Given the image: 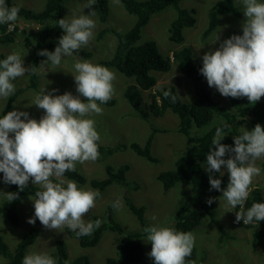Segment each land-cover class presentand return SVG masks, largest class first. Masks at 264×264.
Segmentation results:
<instances>
[{
  "label": "rangeland",
  "instance_id": "obj_1",
  "mask_svg": "<svg viewBox=\"0 0 264 264\" xmlns=\"http://www.w3.org/2000/svg\"><path fill=\"white\" fill-rule=\"evenodd\" d=\"M217 1L179 0L180 8H194L196 11V22L192 26L183 28L184 41L182 43H177L170 38L171 23L177 15L173 6H169L162 12L152 16L150 22L143 28L137 43L140 44L148 39H153L157 42L161 53L164 56L169 55L171 58L174 50L183 45H190L194 62L203 65V54L208 51H215L225 39L232 36L233 30L237 29L243 34L242 24L246 17L243 14L239 0H234L240 14H220L214 27L215 29L209 35H203L209 24V13ZM12 2L18 6L32 8L37 11L42 10L46 5V0H12ZM64 3V18L66 19L70 20L73 13L77 16L94 13L90 17L96 23V27L93 30L94 38L87 46L82 47V49L91 52V55L84 56L73 52L71 56L62 57L61 65L58 68H53L49 63H42L47 60V57L44 56L40 60L38 67L41 75L38 90L28 85L30 83V72L12 81L15 85V91L24 87L25 89L10 103L11 108L9 111H26L29 113V118L37 120L41 109L31 103L36 94H44V89L46 94L51 92L53 95H62L67 91L74 96H78L79 93L76 91L74 76L71 73L74 71V64L77 61L85 60L95 64L98 61L111 59L118 48V36L112 31H107L103 35H100V32L104 28H109L125 33L132 28L137 19L136 15L129 13L125 9L121 0H108L106 21L101 19L99 3L93 4L95 8L92 11L85 7L88 0H65ZM15 25H19L21 28L27 29V31H35L41 26L40 23L34 21H24L21 17H18ZM215 34H218L219 40L212 43ZM24 41V37H21V35L16 36L13 42L5 43L0 40V55L18 53L20 56H24L23 51L26 48ZM54 50L55 47L48 49V51ZM24 66L28 68L27 63H24ZM102 66L107 67L115 74V80L113 81L115 103L113 105L100 104L103 109L102 114H92L90 117H86L95 121V128L100 135L98 142L103 146L112 147L122 144L130 145L133 142L144 145L152 130L155 129L156 133L153 137L151 152L158 158V162L147 160L145 157L135 153L130 147L120 148V150L113 153L101 151L96 161H88L84 164L77 163L76 168L88 180H91L107 177V165L117 169L123 164H128L130 168L126 172L125 184L113 182L99 192L89 183L80 184L66 176L63 179L75 182L77 186L80 185L84 190L98 191L100 193V196L96 198L95 207L83 217L86 223L92 222L94 224L95 214H103L107 210L108 205L119 201L120 206L118 208L113 207V218L121 223L125 231L140 230L139 220L132 213L129 206L126 205V196L130 197L136 204L146 207L145 216L150 226L172 227L175 210L182 199L190 192V187L178 183L171 189L166 190L162 182L157 179V174L175 166L178 156L191 143L189 142V137L178 131L179 119L172 111H167L159 116L150 114L149 119L142 117L124 95L125 87L134 83V79L126 76L114 66ZM180 71L177 62H173L172 68L168 72L156 73L158 79L155 87L142 91L144 109L149 110L152 95L162 85H177L178 88L177 86L176 88L182 100L185 102L191 101L194 97L191 79L185 74L183 76ZM186 79L190 81L191 88H189ZM203 81L219 102L224 104L229 110L236 111L228 97L222 96L214 87H209L204 76ZM261 99L264 100V96ZM8 101L9 97L7 99L0 98V116L7 114ZM97 103L99 104L98 101ZM248 126L243 125L242 129H248ZM193 132L197 133L199 130L196 129ZM256 166L261 168V174L253 178L249 192L253 187H260L264 195V158L258 159ZM222 171H225L223 166ZM29 182L31 183V179ZM53 182H56V180H53ZM7 193L11 192L0 176V204L8 201ZM220 196H215L213 210L215 219L206 215L202 220V224L192 230L195 236L194 246L197 251V258H195L194 263L186 264H264V221L251 227H245L241 222H236L235 214L237 210L225 212L226 202ZM34 198L35 195H26L17 202L19 225L13 226L7 223L0 215V235L3 236L12 249L15 248L25 232L33 225L29 224L27 220L34 215V202L32 200ZM145 237L146 234L139 238L145 249L144 259L135 264H154V260L148 256L152 247L151 242H146ZM221 237L224 239H220ZM58 238H63L67 242L71 259L78 255H86L89 259V264H104L107 257H116L120 253L117 248L120 234L115 231L104 230L96 245L84 247L80 245L77 238L70 234L68 235L65 228L62 232H58L46 229L41 225L37 239L28 246L25 255L37 252L46 253L53 258L55 241ZM5 262L6 258L0 254V264H5Z\"/></svg>",
  "mask_w": 264,
  "mask_h": 264
},
{
  "label": "clouds",
  "instance_id": "obj_2",
  "mask_svg": "<svg viewBox=\"0 0 264 264\" xmlns=\"http://www.w3.org/2000/svg\"><path fill=\"white\" fill-rule=\"evenodd\" d=\"M239 2L246 17L242 24L243 34L232 35L215 51L205 52L199 71L209 87H214L222 96L246 97L250 104H255L264 96V0ZM94 3L95 0H88L85 7L91 8ZM19 10V6L9 7L6 0H0V24L8 25V31L14 30ZM91 15L94 13L79 16L73 13L70 20L60 18L56 21L53 25L63 29L64 35L59 37L54 51L42 49L38 52L47 57L42 63L58 68L62 57L71 56L87 46L94 38L96 27ZM217 40L219 36L215 34L212 43ZM29 70L18 53L0 60V98L7 99L14 94L12 81ZM71 73L79 95L67 91L62 95L46 94L44 89V94H36L31 103L44 110L39 120L19 110L0 116V172L4 183L17 185L21 191L30 179L32 185L39 186L40 190L32 199L34 215L28 218L29 224L34 225L38 219L46 229L62 232L67 227L77 236H86L101 224L100 220L93 224L83 219L95 207L100 193L81 189L63 177L66 172L75 171L77 163L98 159L100 135L95 121L86 117L102 114L100 104L114 95L115 74L107 67L86 60L77 61ZM164 96L170 93L166 91ZM171 98L175 102L176 97ZM224 136L223 128H216L211 142L215 149L207 154L206 171L210 190L222 192L220 197L226 202L225 212H229L238 206L244 209L253 178L261 174L256 161L264 158V127L257 123L252 130L245 129L242 135L234 136V147L221 143ZM226 153L233 155L225 158ZM222 166L229 175L224 188H221V180L212 175H223ZM53 177L56 182L51 179ZM17 198L18 193H7L8 201ZM214 199L209 197L206 203L211 205ZM119 206V201L113 204L115 208ZM241 220L244 225H258L264 221V202H255L246 211H236L235 221ZM144 232L145 241L151 242L148 256L154 264H186V257L191 255L195 244L192 232L156 225L145 227ZM22 264H56V261L46 253L31 252L23 257Z\"/></svg>",
  "mask_w": 264,
  "mask_h": 264
},
{
  "label": "trees",
  "instance_id": "obj_3",
  "mask_svg": "<svg viewBox=\"0 0 264 264\" xmlns=\"http://www.w3.org/2000/svg\"><path fill=\"white\" fill-rule=\"evenodd\" d=\"M65 0H46V5L42 10H34L32 8L19 6L18 17L24 21L30 20L40 23L41 26L35 31H27L19 25H15L13 31H8V25L0 24V40L13 42L15 37L21 35L24 37V46L28 50L23 51L24 56H21L24 63L30 68V83L29 87L38 90L39 80V62L44 56L38 55L42 49H52L57 46L59 37L64 35L63 29L58 25H53L60 18H64ZM125 9L134 15L137 19L130 30L125 33L117 32L113 29L104 28L100 35L107 31H112L118 36V48L114 56L109 60L98 61L94 65L114 66L120 72L134 79V83L125 87L124 95L130 102L132 107L145 119H149L150 114L159 116L167 111L175 113L179 119L178 131L189 137L190 144L178 156L175 166L170 169L160 171L157 174V179L162 182L164 189H171L178 183L190 187V192L178 204L174 214L173 228L176 231L192 232L196 227L202 224L204 216H210L215 219L213 214L215 199L211 205L206 201L209 197L222 195L221 191L216 189L210 190L209 173L206 171L207 154L215 149V145L211 142L215 137L216 128H223L225 133L221 143L234 147V136L242 135L243 125H249L246 130H252L257 123L264 127V100L260 99L255 104H250L246 97L232 98L228 97L231 105L234 106L235 112L229 110L224 104L219 102L204 84L203 75L199 69L203 66L196 64L193 59V51L190 45H183L173 51L172 58L164 56L159 50L158 44L153 39H148L140 44L137 41L141 37L143 28L150 22L152 16L162 12L165 8L173 6L177 15L171 23L170 38L177 43L184 41L183 28L192 26L196 22L195 9L180 8L179 0H121ZM9 7L18 6L12 0H6ZM99 3L100 16L103 21H106L108 14V0H96ZM94 5L87 9L92 11ZM230 13L239 15L240 11L234 0H218L215 6L209 13V24L203 35H209L215 28L220 14ZM231 35H242L237 29L232 31ZM77 54L90 56L91 52L84 49L74 51ZM7 57L6 54L0 55V60ZM177 62L180 72L191 79L194 90V97L190 102L182 100L178 94L175 84L160 86L156 93L152 95L149 110L143 108L142 91L149 90L157 84V72H168L172 68V63ZM34 69V71H33ZM189 88L190 81L186 79ZM25 89L20 88L9 97L6 111L11 108V102ZM169 92L170 96L165 97L164 92ZM43 95V93H40ZM172 96L176 97L175 102ZM108 105L115 103V98H111ZM5 111V112H6ZM44 115V110L41 109L39 120ZM199 132L194 133V130ZM155 129L144 145L133 142L130 145L103 146L98 141V151L113 153L117 150L130 147L140 156L145 157L151 162H158V158L151 152L152 141ZM233 155L226 153L225 158ZM128 164H123L117 169L107 165L108 175L103 179L88 180L79 170L68 171L64 176L75 180L80 184L89 183L93 188L101 192L106 186L113 182L120 184L126 183V172L129 170ZM220 173H212L214 178L221 180V188L227 186L229 175L227 170ZM3 179V173L0 174ZM55 180L54 178H52ZM10 192L18 193L17 199L7 201L0 204V215L9 224L17 226L20 224V219L17 212V202L26 195H35L36 191L40 190L38 185L28 183L27 187L21 191L17 185L5 183ZM137 186V184H136ZM79 188L82 187L79 185ZM126 205L129 206L132 213L140 222V230L128 232L124 227L113 218V204L108 205L107 210L103 214H95L94 220H100L101 224L98 228H94L91 235L77 236L75 232L65 227L66 233L78 239L81 246L96 245L101 238L104 230L115 231L120 234L117 248L120 253L118 256H109L104 264H135L144 259L145 249L143 243L139 240L144 234L145 227L150 226L146 219L144 205H138L130 197L125 196ZM255 202H264V195L260 187H253L249 192V197L245 202L244 209L236 208L238 211H246ZM243 224V220L240 221ZM261 222V221H260ZM41 223L37 219L34 225L25 232L15 248H11L9 243L0 235V254L6 258L5 264H22L25 252L30 244L38 237ZM244 225V224H243ZM254 224L245 225L251 227ZM259 232V231H258ZM227 236V234H226ZM220 239H224L221 237ZM196 255V257H195ZM197 258L195 246L192 249L190 256L186 257V263H194ZM53 259L56 264H89V259L86 255H78L73 259L70 258L67 242L63 238H58L55 241V252ZM200 263V262H199Z\"/></svg>",
  "mask_w": 264,
  "mask_h": 264
},
{
  "label": "bare ground",
  "instance_id": "obj_4",
  "mask_svg": "<svg viewBox=\"0 0 264 264\" xmlns=\"http://www.w3.org/2000/svg\"><path fill=\"white\" fill-rule=\"evenodd\" d=\"M117 50V49H116ZM65 87V86H64ZM61 91V90H60ZM169 153V152H168ZM174 155V154H173Z\"/></svg>",
  "mask_w": 264,
  "mask_h": 264
}]
</instances>
